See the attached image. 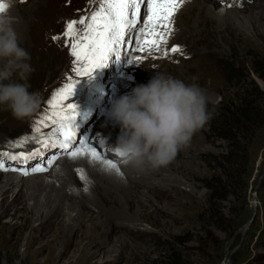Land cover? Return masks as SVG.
I'll list each match as a JSON object with an SVG mask.
<instances>
[{"label": "rangeland", "instance_id": "rangeland-1", "mask_svg": "<svg viewBox=\"0 0 264 264\" xmlns=\"http://www.w3.org/2000/svg\"><path fill=\"white\" fill-rule=\"evenodd\" d=\"M4 1L6 5L9 4L8 0ZM38 1L50 4L46 20L33 17L32 11L36 10ZM99 2L100 0H15L13 6L17 3L22 11L29 9L30 19L32 18L34 26L37 25L32 34L25 31V45H32L33 38L38 50L45 51L43 55L48 53V58L39 54L36 57L48 63L32 73L28 81L30 91L38 92L41 97L40 108L31 118L18 120L10 111L0 107V154L11 155L9 150L23 148L27 151L41 147L32 139L33 136H38L34 133L35 122L47 110L52 94L60 86L70 82L69 76L79 83L74 95L66 103L77 106L79 87L83 86V89L80 88L83 96L93 82L104 79L102 88L110 93L108 101L111 102L131 94L138 85L147 84L159 70L186 83L197 82L211 97L207 106L211 119L193 135L189 146L178 152L171 162L172 170L166 180L159 184L158 181H145L141 185L144 190L140 192L133 190L126 195L104 194L106 197L101 199L98 196L94 199V205L91 201L88 204L81 197V190L85 188L81 186L82 181H78V177L83 174L90 181L94 175L77 168L78 173L74 174L77 180L69 179L62 173L65 180L56 171L52 172L58 159L48 171L28 176L21 174L26 180L42 177L55 179L62 192L69 188L65 201L76 206V213L71 214L75 216L78 213L83 217L81 234L90 227L95 229V241L99 242L96 250L100 254L89 255L90 247L83 243L85 249L82 253L74 251L76 247H71L70 253L66 255L47 254V251L44 254L25 255L23 252L28 233L24 232L21 238L18 236L20 229L11 226L12 222L17 221L21 224L24 218L14 220L12 215H5L0 219V264H264V80L257 75L264 78V0H185L176 13V19L173 18L175 25L167 45H162V52L168 51L166 57L162 52L148 55L129 50L128 57L124 54L127 61L123 74L118 68L119 60L113 57L107 67L97 69L92 78L78 77L72 72L74 58L69 49L64 46L63 40L53 41L52 37L61 34L68 21L79 20L87 13L97 10ZM208 6L215 14L227 16L223 20H213L207 14ZM141 12L143 24V9ZM45 15L44 13L40 18ZM174 46H178L181 51L172 53L170 50ZM136 56L142 57L141 63L136 62ZM32 59L34 60L33 57ZM114 59V67L111 68ZM129 60L133 63H129ZM117 74L120 75L116 76ZM120 84L121 88L117 89ZM242 102L247 107L246 120L245 117L236 116L235 126L220 124L224 118L229 122L226 111L230 106L242 107ZM90 103L94 104L89 101L86 103L89 104L87 107ZM256 107L258 110L253 113L252 109ZM77 117V126L79 122L80 127L87 124V118L80 115ZM105 117L106 115L100 114L96 121L95 117L92 119L89 116L88 131H77V127L76 138L81 136L78 141L82 142L88 137H96L98 140L101 136L105 140L103 144H99L101 141L98 140L97 146L91 143L90 146L96 148L104 158H112L114 163L122 166L114 155L102 149L107 144L117 145V139L111 140V136H106L107 133L110 135L113 127L116 128L113 133L116 130L121 132L118 124L98 127L96 122L99 123ZM232 119L234 120V116ZM50 131L51 125L41 130L45 137ZM25 136H30L33 142L16 147L19 144L17 140ZM54 150L60 151L50 148L44 150V155ZM234 157L237 159L231 164L229 161ZM45 158L46 155L39 161H46ZM244 158L248 160L245 167L240 164ZM2 159L5 166L12 167L7 156ZM39 161L28 165L41 163ZM58 166L56 169L61 172ZM17 173L20 171L0 170L3 177ZM139 176L140 174H135L131 177L132 185H138L132 180ZM11 193L12 190L7 194L9 202ZM132 199L133 202L130 201ZM81 202L86 209L83 210ZM16 208L21 216H25V205L22 202ZM120 222L123 226H118ZM31 225L37 228L38 244H34V249L39 246L57 249L66 243L60 232L63 226L59 227L56 219H52L42 229L38 228L39 222L36 219L31 220ZM117 227L123 228L121 230L124 237L111 233ZM103 232H110L111 235L103 240ZM41 234L43 237L39 238ZM47 239L49 242H46ZM76 242L83 248L80 240L76 239Z\"/></svg>", "mask_w": 264, "mask_h": 264}, {"label": "bare ground", "instance_id": "bare-ground-1", "mask_svg": "<svg viewBox=\"0 0 264 264\" xmlns=\"http://www.w3.org/2000/svg\"><path fill=\"white\" fill-rule=\"evenodd\" d=\"M188 2H189V0H188ZM36 3H37V8H36V10L32 11L33 17L35 19L46 20L47 15H48L47 10L49 11L50 4L49 3L45 4V3H43V1H42V3H41V1L40 2L38 1ZM0 4H4L6 6L5 11L3 13L9 14L12 17V26L20 38L21 46L24 48L27 47L25 49L31 55V64H32L33 68L35 69V71L33 73L37 72L43 66H45V64H47L48 62L46 63L45 62L46 60L39 59L36 56L42 55V56L47 57L48 53L46 55H43V54H45V53H43L45 51H39L38 50V46L34 44L32 35H31L32 45H30L29 47L25 45V42H26L24 39V35L26 34L25 31H29V34H32V31H34V29H37L36 28L37 25L34 26L32 18L30 19L29 13L31 11L29 9H25L22 11L21 7L17 3L14 6H13V4L9 5L8 3H7L8 5H6L4 0H0ZM186 4H187V2H186ZM51 5H52V3H51ZM17 8H18V10H17ZM208 9H209L208 10L209 13H207V12L206 13L209 14L211 16V18H213V20L214 19H217V20L222 19L223 20L227 16V15H223V14H222V16L219 14H215L214 11L209 6H208ZM44 13L46 14L45 17L40 18V16H42ZM223 13H225V12H223ZM176 16H177V14H175V16L173 18L176 19ZM43 22L41 23L42 25H43ZM176 23H178V22H176ZM173 25H175V24H173ZM25 38H26V36H25ZM50 55H51V53H50ZM134 55H136V54H134ZM121 56H122V58L119 60L118 68H120L121 74H123L122 72L126 68V61H127L126 59L129 55L124 58V53L121 52ZM132 56H130V57H132ZM32 57L34 58V60L32 59ZM114 62H115V59L111 62V68L114 67V65H113ZM140 63H141V61H140ZM157 67H158V65H157ZM148 68H150V67H148ZM158 72H159V70H158ZM118 75H120V74H117L116 76H118ZM113 81H114V83H116V81H117L116 78H114ZM104 82H105L104 79L99 81V82H96V83L93 82L90 86V89L87 90L83 96H81V93H80L81 92L80 88L83 89V86L79 87V90L77 92H79L80 94L78 93L76 96V99L77 100L79 99L76 102V103H78L77 104V112L80 113V116H82V118H86L87 116H92V119L95 117L96 118L95 120L98 121L100 114L106 115V117L103 120L101 119L102 121H100L99 123L96 122V125L98 124L97 125L98 127H101L102 125L106 126V124H112V126L117 125V123L111 118V115H110L112 104H113L114 100L111 102L108 101L110 99V97H109L110 93L106 92L105 89L102 88ZM63 86H64V84L62 86H60L59 89ZM121 86H122L121 84L117 85V89L121 88ZM103 93H105L104 96L102 95ZM122 93L123 92H121V94ZM209 98H211V97H209ZM89 101H92L94 104L90 103L91 105L87 107V105H89V104H86V103H88ZM88 123L89 122H87V124ZM87 124L80 127L81 132L85 133L86 131H88L90 124L89 125H87ZM78 125H80V122ZM49 127H47V128H49ZM47 128L42 127L41 130H45ZM114 129H116V128L113 127L111 129L110 135L107 133L106 130H104L107 133L106 136L112 137L111 140H116L118 138V136L120 135V132L117 130L113 133ZM31 135H33V134H31ZM29 137L30 136L21 137L22 139L20 138L17 141H19V143H20L21 141L27 139V143L24 145H28L29 143L33 142V140L30 139ZM80 137L81 136L76 138L77 141L73 145V147H75V145L77 146L81 143L80 141H78L80 139ZM37 138H40V136L38 135ZM85 139H87L89 141V143L95 144L96 146H97L96 142L98 140L105 142V140H103V138H101V136L98 137V140L96 139V137H90V138L88 137ZM107 146H111V144L107 145ZM69 150H71V149H69ZM104 151H107L106 148H104ZM57 153H58V150H54L52 152L47 153L46 158L44 160H47L50 156L57 154ZM107 156H108V154H107ZM114 158L117 159L116 161H119L118 156H116ZM58 161H59L58 164L61 168V172H59L56 169L58 164L55 165V168H53L54 171H52V172L56 171L57 173H59L58 174L59 177H63V176L65 177V175H66L67 177H69V179L76 181L77 177H75V176L77 175L76 174L77 168L84 169L85 171H87L91 175H94V177H91L92 179L90 181H88L85 178L87 176H85L83 174H81L78 177V181H82L81 186L87 189V192H83V191H85V189L83 191L81 190V197L85 198L88 201V204L90 203L89 201H91L92 205H94V199L98 196L102 199V198L106 197L105 195H126V193L131 192L133 190L136 192H140L141 190H144L141 185H143L145 183V181L147 182L149 180H152V181H158L157 182L158 184L163 183V181H165L166 177L169 175V172L172 170V164L170 163L166 167L160 168L158 170H150V171H147L145 173H139L140 176L138 177V179L132 180V181H136V183L138 185H132L131 184V177L134 176L135 174H138V173H135V172L131 171L130 169L124 168L123 166L117 165L118 168L120 169V172L122 173V175H119L115 171L107 169L106 167H104L99 162L93 163L91 161V159L87 156H82V157H77V158H72V157H68V156H61L58 159ZM114 161H115V159H114ZM45 166L47 167V165H45ZM62 173H64L65 175H62ZM74 174H76V175H74ZM85 174H87V173L85 172ZM64 177H63V179H65ZM47 178L48 177H46V178L42 177L40 179L35 178L32 180H30V179L26 180L23 178L21 173L9 174V175H6L4 177L2 174H0V199H1V201H0V219L5 215H12L11 217L14 220H20V217L24 218L22 220L21 224L18 221L16 223L15 222L11 223L12 227H16V228L20 229V232L18 233L19 237L22 238L24 232L28 233V235L25 238V250H24L23 254H25V255L44 254L45 251H47V254L66 255V254L70 253L71 247H76L74 251H77V252L79 251L82 253L83 250L85 249V247L82 246L83 243H85L84 245L86 247L87 246L90 247L89 255L100 254L99 251L96 250V248H97L96 244H99V242L95 241V233H96L95 229L90 227L83 234H81V227L83 226V222L81 219L83 217L78 213L75 216H73V214H71V213H76V208H75L76 206L73 205V203H68L65 201V200H67V196H66L67 194L66 193L70 192L68 190L69 188L65 189L66 192H62L59 188L61 186L56 184L55 179H53V180L49 179L48 180ZM70 183L74 184L73 182H70ZM11 190H12V193H11L12 196H11V201L9 202L7 199V194H8V191L11 192ZM70 190H72V189H70ZM88 190H90V191H88ZM156 191H157V189H156ZM148 192H150V191H148ZM129 199H130V197H129ZM80 201H83V200H80ZM130 201L133 202L134 200L132 199ZM21 202L25 205V208L23 209V214L25 216H21L20 215L21 212H18V209L16 208V205L18 203H21ZM28 202H30L31 204H28ZM81 205H82V208L84 210L85 207L82 204V202H81ZM11 212H14V213L11 214ZM34 219H36L39 222L38 228H41V229L45 225H47V223L49 224L50 222H52V219H56L59 227L63 226L62 228H60V232H62L63 238H65L66 243H64L62 246H59V248H57V249H51V248L46 249V248H43L41 246L34 249V244H38V238H36V229L37 228L35 229L31 225V220H34ZM86 219H87V217H86ZM121 224H122V222H120L118 224V226H123ZM121 229H123V228L117 227L116 229H113L111 231V233L114 232L115 235H117V236L123 235V237H124L125 235L122 234L123 232ZM111 233L110 232H103V234H102L103 238L102 239L105 240V239L109 238ZM41 237H43L42 234L39 236V238H41ZM76 239L80 240V242L82 243L81 246L83 248H81L80 244H78L77 242L75 243ZM46 242H49V240L47 239ZM46 244L50 245L51 243H46ZM103 255H105V252L103 253Z\"/></svg>", "mask_w": 264, "mask_h": 264}, {"label": "clouds", "instance_id": "clouds-1", "mask_svg": "<svg viewBox=\"0 0 264 264\" xmlns=\"http://www.w3.org/2000/svg\"><path fill=\"white\" fill-rule=\"evenodd\" d=\"M34 71L12 17L0 13V107L21 121L40 108V94L28 83ZM209 102L198 83L161 72L115 100L110 115L121 129L115 147L119 164L138 174L169 165L211 119Z\"/></svg>", "mask_w": 264, "mask_h": 264}, {"label": "snow or ice", "instance_id": "snow-or-ice-1", "mask_svg": "<svg viewBox=\"0 0 264 264\" xmlns=\"http://www.w3.org/2000/svg\"><path fill=\"white\" fill-rule=\"evenodd\" d=\"M184 3L185 0H100L97 10L87 13L79 20L68 21L62 33L53 36L52 39L53 41L63 40L64 46L69 49L70 55L74 58L72 72L76 76L92 78L93 73L97 69L107 67L113 57L120 60L122 50L125 56L129 55V50L146 52L148 55L154 52L161 53L162 45H167L168 37L173 32V17ZM5 7L4 4H0V13L5 11ZM142 9L143 24H141ZM170 51L178 53L181 49L174 46ZM162 54L166 57L168 51L164 50ZM141 59L140 56L135 57L136 61ZM129 63L133 61L129 60ZM68 80L69 83L52 94L47 110L35 122L34 133L38 134L40 139L36 136L32 139L36 140L41 147L28 154L23 152L18 155L0 154V170L17 171L15 168L4 166L3 156H7L9 160L27 164L30 160L43 157L44 150L58 148L62 151L31 168L19 169L20 173L28 176L48 171L61 156L72 158L87 156L93 163L99 162L107 169L122 175L117 164L101 156L96 148L90 146L87 139L73 147L76 143L75 129L78 127L76 119L80 113L77 112L75 104L66 103V101H70L74 95L79 81H73L71 76ZM50 125L51 131L45 137L41 128H47ZM26 143L27 139L15 146L21 147ZM85 191H87L86 188Z\"/></svg>", "mask_w": 264, "mask_h": 264}, {"label": "trees", "instance_id": "trees-1", "mask_svg": "<svg viewBox=\"0 0 264 264\" xmlns=\"http://www.w3.org/2000/svg\"><path fill=\"white\" fill-rule=\"evenodd\" d=\"M256 71V73H258V71L257 70H255ZM263 71H264V68H263ZM261 79H263L264 80V78H263V76L262 75H260V74H257ZM242 105H243V102H242ZM245 105H243L242 107H238V106H235V105H231L230 106V109H228L227 111H226V113L228 114V119H229V122H227V119H225L224 117V120H223V123H222V121L220 122V124H222V125H230V126H235L236 124H237V122H236V120H235V117L236 116H238V117H242V118H244L245 116H246V114H245ZM247 108V107H246ZM254 110L256 111V110H258V108L256 107V108H254V109H252V112L254 113ZM233 116H234V120L232 119L233 118ZM245 120H246V117H245ZM237 159V157H234V158H232L229 162L231 163V164H233V162L235 161ZM247 162H248V160L247 159H245L244 158V160L243 159H241V161H240V164H241V166H246L247 165ZM245 173V172H244ZM231 178H232V176H231Z\"/></svg>", "mask_w": 264, "mask_h": 264}]
</instances>
